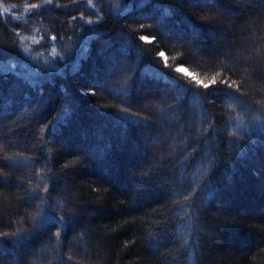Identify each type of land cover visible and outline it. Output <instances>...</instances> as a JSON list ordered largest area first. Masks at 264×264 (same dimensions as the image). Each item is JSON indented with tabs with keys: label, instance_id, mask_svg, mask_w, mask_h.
Instances as JSON below:
<instances>
[{
	"label": "trees",
	"instance_id": "1",
	"mask_svg": "<svg viewBox=\"0 0 264 264\" xmlns=\"http://www.w3.org/2000/svg\"><path fill=\"white\" fill-rule=\"evenodd\" d=\"M46 4L0 9V264H264V0Z\"/></svg>",
	"mask_w": 264,
	"mask_h": 264
},
{
	"label": "rangeland",
	"instance_id": "2",
	"mask_svg": "<svg viewBox=\"0 0 264 264\" xmlns=\"http://www.w3.org/2000/svg\"><path fill=\"white\" fill-rule=\"evenodd\" d=\"M54 0H46L40 6H33V5H25L22 7L16 6H6L0 2V9L3 13H12L15 19H23L27 13L34 12V10L43 8V5H47L46 3H53ZM87 3L90 4V0H85Z\"/></svg>",
	"mask_w": 264,
	"mask_h": 264
},
{
	"label": "snow or ice",
	"instance_id": "3",
	"mask_svg": "<svg viewBox=\"0 0 264 264\" xmlns=\"http://www.w3.org/2000/svg\"><path fill=\"white\" fill-rule=\"evenodd\" d=\"M163 55V53H161ZM177 71H183V69H177ZM205 87H208V85H205Z\"/></svg>",
	"mask_w": 264,
	"mask_h": 264
}]
</instances>
